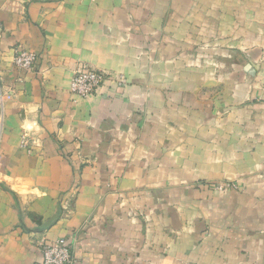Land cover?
Masks as SVG:
<instances>
[{
    "label": "crops",
    "instance_id": "1",
    "mask_svg": "<svg viewBox=\"0 0 264 264\" xmlns=\"http://www.w3.org/2000/svg\"><path fill=\"white\" fill-rule=\"evenodd\" d=\"M0 28V264L58 238L74 264H264V0H0ZM85 67L127 82L80 97Z\"/></svg>",
    "mask_w": 264,
    "mask_h": 264
},
{
    "label": "built area",
    "instance_id": "2",
    "mask_svg": "<svg viewBox=\"0 0 264 264\" xmlns=\"http://www.w3.org/2000/svg\"><path fill=\"white\" fill-rule=\"evenodd\" d=\"M0 28V32H1ZM36 61V54L26 49H22L16 53L14 57L15 65L21 70H31ZM111 80L119 83H125L124 76H112V74L91 67H85L76 70L74 73L70 90L83 98H88L98 94L104 87L106 81ZM26 140L23 141L25 146ZM43 264H74V256L72 254V244L68 238H58L52 244H43Z\"/></svg>",
    "mask_w": 264,
    "mask_h": 264
},
{
    "label": "rangeland",
    "instance_id": "3",
    "mask_svg": "<svg viewBox=\"0 0 264 264\" xmlns=\"http://www.w3.org/2000/svg\"><path fill=\"white\" fill-rule=\"evenodd\" d=\"M98 70H102V71L108 72V73L112 74V76H114V78L115 77H119L121 75L119 72H111L108 69H98ZM108 81H111V80H108ZM113 82L115 84H117V85H120L119 83H117L115 81H113ZM126 82H127V80H126ZM125 83H123V85H125ZM105 84H104V86H105ZM214 187L218 191H227V190H231V189L237 188L238 185L235 182H232V181H222V182L214 183Z\"/></svg>",
    "mask_w": 264,
    "mask_h": 264
}]
</instances>
